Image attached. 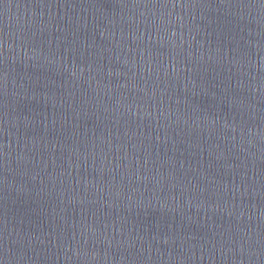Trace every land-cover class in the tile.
Listing matches in <instances>:
<instances>
[{"label":"water","instance_id":"1","mask_svg":"<svg viewBox=\"0 0 264 264\" xmlns=\"http://www.w3.org/2000/svg\"><path fill=\"white\" fill-rule=\"evenodd\" d=\"M0 264H264V0H0Z\"/></svg>","mask_w":264,"mask_h":264}]
</instances>
